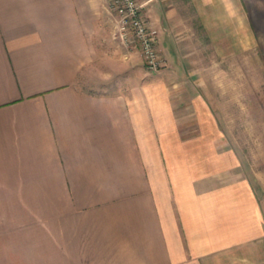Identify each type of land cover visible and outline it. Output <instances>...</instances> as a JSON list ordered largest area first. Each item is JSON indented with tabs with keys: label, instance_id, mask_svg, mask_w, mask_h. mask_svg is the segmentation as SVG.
Instances as JSON below:
<instances>
[{
	"label": "crops",
	"instance_id": "0c3cea01",
	"mask_svg": "<svg viewBox=\"0 0 264 264\" xmlns=\"http://www.w3.org/2000/svg\"><path fill=\"white\" fill-rule=\"evenodd\" d=\"M137 1L164 75L193 43L264 49V0ZM141 62L108 0H0V264H252L251 188L205 178Z\"/></svg>",
	"mask_w": 264,
	"mask_h": 264
},
{
	"label": "rangeland",
	"instance_id": "374dc122",
	"mask_svg": "<svg viewBox=\"0 0 264 264\" xmlns=\"http://www.w3.org/2000/svg\"><path fill=\"white\" fill-rule=\"evenodd\" d=\"M130 46L139 48L133 42ZM188 46L194 57L183 60L186 73L164 75L159 72L161 56L159 66L151 69L141 54L145 72L137 78L156 82L157 100L169 101L176 117H187V124L175 125V131L201 132L204 139L190 140L189 147H201L206 179L221 184L236 180L238 195L240 182L251 188L252 229L261 237L246 247L252 264H264V49L249 44L213 46L206 41ZM175 67L182 69L180 61ZM190 158L195 163L196 157ZM244 252L230 253V262L244 259Z\"/></svg>",
	"mask_w": 264,
	"mask_h": 264
},
{
	"label": "built area",
	"instance_id": "2783aa9c",
	"mask_svg": "<svg viewBox=\"0 0 264 264\" xmlns=\"http://www.w3.org/2000/svg\"><path fill=\"white\" fill-rule=\"evenodd\" d=\"M110 8L117 15L120 39L125 44L137 43L144 59L151 69L160 64L156 44L157 32L149 26L142 12L143 4L137 0H108Z\"/></svg>",
	"mask_w": 264,
	"mask_h": 264
}]
</instances>
